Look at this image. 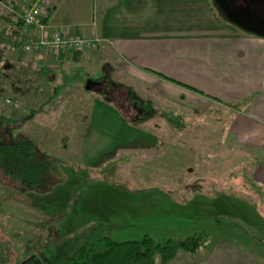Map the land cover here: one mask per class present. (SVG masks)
Masks as SVG:
<instances>
[{"label": "rangeland", "instance_id": "rangeland-1", "mask_svg": "<svg viewBox=\"0 0 264 264\" xmlns=\"http://www.w3.org/2000/svg\"><path fill=\"white\" fill-rule=\"evenodd\" d=\"M29 1L0 0V26L2 16L18 17L13 10L19 14ZM96 4L93 12L99 20L100 4ZM213 5L239 29L263 31L264 4L260 3L261 9L255 13L258 20L250 23L240 19L247 5L241 12L219 0H213ZM49 52L45 66L39 60L41 54L22 52L19 46L0 42V141L13 140L18 135L36 139L49 172L44 186L36 189L17 186L0 171V264H63L83 244L85 230L96 222L105 224L107 236L114 241L138 240L145 234L155 241L183 239L203 231L209 234L210 243L229 239L250 249L257 263L264 264L263 203L250 186L248 173L232 168L233 160L238 158L235 154L228 153L229 163L218 161L193 170L208 174L216 171L218 175H225L227 170L228 177L219 179L221 189L215 194L208 183H199L201 192L185 193L181 185L144 176L139 164L131 170L123 164L103 168L107 162L92 166L90 163L114 150L128 136H111L119 124L113 119L101 116L92 122V117L76 112L88 97H108L103 86L87 90L84 82L89 77H106L113 83L117 76L123 77L122 72L115 66L108 74L103 69V63L109 61L106 56L60 65V54ZM35 59L40 62L30 65ZM135 91L139 90L135 88L133 95L140 98L152 99L154 95L152 91ZM111 96L122 97L119 91ZM140 107L144 112L149 108ZM148 110L160 121L178 123L177 128L183 131L193 125L199 129L197 136L180 135L182 145L204 137V128L215 123L213 117L218 115L208 112L211 119L204 124L202 114L198 116L201 121L195 123L193 115L160 105L154 104ZM218 131L213 132V139L218 137ZM100 148L104 153L98 151ZM206 249L194 253L181 250L184 255H179V260L203 256Z\"/></svg>", "mask_w": 264, "mask_h": 264}, {"label": "crops", "instance_id": "crops-1", "mask_svg": "<svg viewBox=\"0 0 264 264\" xmlns=\"http://www.w3.org/2000/svg\"><path fill=\"white\" fill-rule=\"evenodd\" d=\"M219 1L234 8L246 6L244 0ZM96 2L100 4L99 20L93 12ZM43 12L42 20L50 33L102 39L96 48L58 53L60 65L106 56L109 61L103 63V69L109 74L116 66L123 75L113 83L106 77H94L99 82L96 88L103 86L108 97H88L76 111L92 117V122L101 116L113 119L119 124L111 136H128L90 163L92 166L107 162L109 168L123 164L131 170L139 164L144 176L181 185L185 193L201 192L199 183H208L215 194L221 189L220 180L228 177L227 170L225 175L193 170L218 161L229 163L230 152L238 157L232 168L248 173L250 186L264 209L263 34L239 29L236 22L220 15L213 0H49ZM2 17L0 42L11 44L19 33L12 22L17 17ZM35 32L33 26L23 27L18 36ZM34 54H41L39 60L48 64L49 50ZM135 88L140 94L152 91L154 95L152 99L140 98L133 95ZM118 91L122 97L111 96ZM154 104L191 114L195 123L201 121L200 114L204 124L211 119L208 112L218 115H213L215 123L204 128V137L182 145L180 135L197 136L199 129L193 125L183 131L174 121L156 119L148 110ZM140 106L149 108L145 113ZM216 131L218 137L213 139ZM133 137L141 139L134 141ZM98 151L104 153L102 148ZM181 253L170 264H258L250 249L226 238L211 242L198 258L183 256L179 260V255H184Z\"/></svg>", "mask_w": 264, "mask_h": 264}, {"label": "trees", "instance_id": "trees-1", "mask_svg": "<svg viewBox=\"0 0 264 264\" xmlns=\"http://www.w3.org/2000/svg\"><path fill=\"white\" fill-rule=\"evenodd\" d=\"M263 2L264 0H244L248 9H245V16H240V19L249 23L250 20H258L255 13L259 12L260 3L264 4ZM238 8V12H241L242 7ZM15 25L19 33L10 43L17 47L18 35L24 27V22L17 17ZM249 26L254 27L256 24ZM262 26L263 24L260 28ZM262 29L259 34L264 35V27ZM2 57L0 53V62ZM106 164L103 168L109 167V163ZM47 166L44 157L40 155L36 139L18 135L13 140L0 141V171L10 177L17 186L40 189L48 176ZM84 238L83 244L67 257L63 264H169L181 250L194 253L210 245L209 234L203 231L183 239L167 238L155 241L152 236L145 234L138 240L114 241L107 236L105 224L102 222L90 225L85 230Z\"/></svg>", "mask_w": 264, "mask_h": 264}, {"label": "built area", "instance_id": "built-area-1", "mask_svg": "<svg viewBox=\"0 0 264 264\" xmlns=\"http://www.w3.org/2000/svg\"><path fill=\"white\" fill-rule=\"evenodd\" d=\"M49 0H30L22 7L20 13L13 10L24 22V28L34 27L35 33H25L18 38L19 48L22 52L41 51L43 49L56 54L68 49L80 50L95 48L102 41L99 37H82L70 33H50L48 26L42 20L41 12Z\"/></svg>", "mask_w": 264, "mask_h": 264}, {"label": "water", "instance_id": "water-1", "mask_svg": "<svg viewBox=\"0 0 264 264\" xmlns=\"http://www.w3.org/2000/svg\"><path fill=\"white\" fill-rule=\"evenodd\" d=\"M98 84H99L98 81H96L92 78H87L85 81L84 87L87 90H92V89H95Z\"/></svg>", "mask_w": 264, "mask_h": 264}]
</instances>
